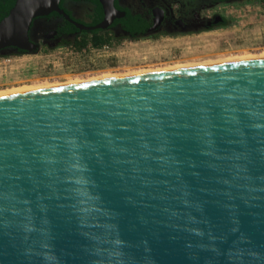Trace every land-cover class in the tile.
<instances>
[{"label": "water", "instance_id": "1", "mask_svg": "<svg viewBox=\"0 0 264 264\" xmlns=\"http://www.w3.org/2000/svg\"><path fill=\"white\" fill-rule=\"evenodd\" d=\"M60 2L16 0L0 52L125 16ZM0 264H264V58L1 96Z\"/></svg>", "mask_w": 264, "mask_h": 264}, {"label": "rangeland", "instance_id": "2", "mask_svg": "<svg viewBox=\"0 0 264 264\" xmlns=\"http://www.w3.org/2000/svg\"><path fill=\"white\" fill-rule=\"evenodd\" d=\"M214 12L225 16L230 25L188 34L123 39L106 50L79 53L58 48L27 55L20 58L18 64L15 61L8 66L14 70L12 75L0 74V91L158 66H202L264 51V0L223 3ZM3 58L17 59V56L0 57ZM20 64L36 70V73L31 72V81L23 82L26 79L21 76Z\"/></svg>", "mask_w": 264, "mask_h": 264}, {"label": "flooded vegetation", "instance_id": "3", "mask_svg": "<svg viewBox=\"0 0 264 264\" xmlns=\"http://www.w3.org/2000/svg\"><path fill=\"white\" fill-rule=\"evenodd\" d=\"M66 3V5L69 4L67 7L68 10L72 11L71 15L67 13L70 18L86 26L85 23H81V21L78 20L80 19L79 17L88 13L84 9L85 5L75 0H67ZM4 4L5 0H0V16L2 15ZM220 4L222 3L213 0H119L120 8H116L124 12L125 16L115 19L110 27L103 30L113 33V35L118 38L123 36L127 39L133 38L132 36L134 35L127 31L122 23V20L127 18V12L123 9H128L132 15H141L142 18L147 20L145 31L137 34L139 37L142 36L141 38H151L164 34L176 35L208 31L222 26L227 21L225 16L214 12L215 8ZM87 8L88 11H93L92 7ZM51 14L38 17L33 21L29 32L30 40L36 46L33 53L58 48H66L78 52L75 48L65 45V43L73 42L75 38L85 30H80L78 28L79 31H75L72 30V28L68 31L66 30V27H68L67 24H71L75 28H77V26L60 14L58 16H50ZM220 17L222 19H220ZM62 18L68 23L66 24L63 22ZM84 19L86 23L91 22L90 17ZM63 27L65 31L62 30ZM113 45H116V43ZM106 47L110 48L111 46ZM15 51V48L5 49L3 52L7 54H2L0 52V57L11 54L18 55L19 52H26L18 50L15 53ZM91 51V48H86L79 53ZM33 53L26 52L25 54L19 55L26 56Z\"/></svg>", "mask_w": 264, "mask_h": 264}, {"label": "trees", "instance_id": "4", "mask_svg": "<svg viewBox=\"0 0 264 264\" xmlns=\"http://www.w3.org/2000/svg\"><path fill=\"white\" fill-rule=\"evenodd\" d=\"M16 0H5V4L3 6V12L2 15L0 16V22L8 15L10 10L13 8ZM67 0H61L60 2V7L68 14L71 15L72 11L68 10V5H66ZM75 1H80L82 4L85 5V11L88 12L81 17H79L81 23H85L86 26H95L99 24L100 22L103 21L104 19V10L102 7V4L100 3L99 0H75ZM217 1L220 3H232V2H260L261 0H213ZM116 7H119V0H115ZM87 7H92L93 11H88ZM126 10L127 12V18L122 20L123 25L125 26V29L129 32H131L134 36L133 38H129L130 40H139L142 39L139 37L137 34L142 33L145 31V28L147 27V20L145 18H142L141 15H132L130 10L128 9H123ZM90 12V13H89ZM59 14L54 12L50 16H58ZM91 18V22H84V18ZM63 19V18H62ZM63 22L66 23V21L63 19ZM68 23V22H67ZM66 23V24H67ZM231 22H225L222 26L223 27H228ZM68 27H66V30L70 31L72 30L79 31L78 28H75L71 24H67ZM62 30L65 31V28L63 27ZM127 39L125 36L123 37H115L113 33H109L106 30L103 29H98V30H93L91 32L88 31H83L81 32L80 35H78L75 40L71 43H65V45L73 47L76 49V51L81 52L86 48H91V49H102L105 48L106 46H113L114 43L118 44L120 41ZM26 52H19V54H25ZM18 54V55H19ZM11 55H17V54H11Z\"/></svg>", "mask_w": 264, "mask_h": 264}, {"label": "bare ground", "instance_id": "5", "mask_svg": "<svg viewBox=\"0 0 264 264\" xmlns=\"http://www.w3.org/2000/svg\"><path fill=\"white\" fill-rule=\"evenodd\" d=\"M258 58H264V51L261 53L256 54H250V55H242L239 57H234L231 59H228L226 61H219L220 62H233V61H241V60H251V59H258ZM218 63V62H216ZM211 64V63H210ZM213 64V63H212ZM215 64V63H214ZM203 65V64H202ZM200 66V65H198ZM193 66H169V67H150L147 69H137L135 71L130 72H118L113 74H99L94 75L91 77H88V79L83 80H75L67 83H46L42 85H26L21 87H16L12 89H7L0 91V97L1 96H8V95H14V94H20V93H26V92H32L37 90H43V89H50V88H57V87H65V86H73V85H79V84H87V83H101V82H108V81H114V80H120V79H126V78H134V77H142L147 75H153V74H160V73H166L170 71L175 70H182Z\"/></svg>", "mask_w": 264, "mask_h": 264}, {"label": "built area", "instance_id": "6", "mask_svg": "<svg viewBox=\"0 0 264 264\" xmlns=\"http://www.w3.org/2000/svg\"><path fill=\"white\" fill-rule=\"evenodd\" d=\"M108 47H105L103 49H107ZM103 49H91L92 51H99V50H103ZM30 55H37V54H28V56ZM22 57H27L26 56H20V55H17V59H10V58H3L2 60L0 59V66L4 65V67H0V74L3 76L5 75L6 77H9V75H12L13 73V68L12 67H8L11 65V63L17 61V64L19 63V59L22 58ZM39 57V56H37ZM19 66H21V72H23V74L21 76H24L26 80H23L24 81H31L29 80V77L31 76V72H35L36 70L34 68H31V66H26V64H20ZM19 69V68H17ZM37 69V68H36ZM20 72L17 70V73ZM36 73V72H35Z\"/></svg>", "mask_w": 264, "mask_h": 264}]
</instances>
